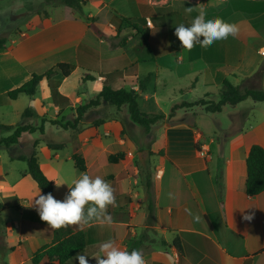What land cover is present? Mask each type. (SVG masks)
I'll return each instance as SVG.
<instances>
[{
  "label": "crops",
  "instance_id": "0c3cea01",
  "mask_svg": "<svg viewBox=\"0 0 264 264\" xmlns=\"http://www.w3.org/2000/svg\"><path fill=\"white\" fill-rule=\"evenodd\" d=\"M44 1L19 0L17 7L22 9L15 11L20 16L12 15L15 23L10 29L0 28V36L8 37L0 48V123L40 126L47 119L44 133L38 130L45 135L41 141L45 145L34 148V139L27 148L21 141L0 146V203L4 205L0 257L4 264H79L77 253L89 255L90 264H96L91 256L99 254L108 241L128 251L140 249L145 264H264V191L253 196L246 191L250 148L264 147V112L259 111L263 102L248 98L233 106L232 123L209 116L216 113L204 106L183 107L169 117L175 104L203 97L218 100L225 79L235 85L248 84L264 69V0H86L83 10L93 18L90 21L69 6L45 7ZM200 10L236 23L238 33L206 47L195 44L190 51L183 49L175 27L190 23ZM8 14L0 13V18ZM115 15L131 21L118 31ZM129 29L134 34L127 41L112 43L117 34ZM59 62L73 63L76 69L68 77L62 73L53 77L59 84L58 101L46 80L33 96H9L34 74ZM77 72L82 91L70 82ZM149 74L151 81L143 91L139 80ZM105 82L136 90L144 112L165 113L167 118L146 132L132 120L128 105L116 108L117 115L107 118L111 104L104 101L88 113L96 120L93 124L65 129L53 123L76 116L75 108L89 102ZM27 108L33 115L23 117ZM12 116L18 121H6ZM55 128L69 137L49 139V130ZM4 131L5 136L12 133ZM67 141L75 142V147L63 152ZM49 143L65 146L53 150ZM33 151L53 180V195L59 200L69 188L66 183L57 187L55 180L70 183L85 172L103 177L114 191L115 202L107 208L111 223L61 227L83 230L86 236L85 247L64 263L33 261L35 252L54 241L57 230L29 206L35 195L44 193L27 173V161L17 156ZM139 151L152 152L153 174L146 187L135 163ZM74 153L84 157L86 171L77 169ZM118 154L122 158L109 159ZM245 207L250 208L242 213L240 208ZM245 213L253 215L251 221L243 219Z\"/></svg>",
  "mask_w": 264,
  "mask_h": 264
},
{
  "label": "trees",
  "instance_id": "16d2710c",
  "mask_svg": "<svg viewBox=\"0 0 264 264\" xmlns=\"http://www.w3.org/2000/svg\"><path fill=\"white\" fill-rule=\"evenodd\" d=\"M44 2L46 5L52 6H69L73 8V10L80 12L86 20L90 21L93 19L86 16L84 13L83 7L86 3V0H45ZM113 21L116 24L118 31H121L122 24L124 22H130L131 19L115 15L113 17ZM7 41V36H0V48L3 47ZM75 69L76 65L73 63L59 62L44 73L34 74L32 78L26 83L11 90L9 92V96L12 99H16L20 94L33 96L37 93L40 82L46 80L51 86L53 98L55 101H58V97L60 96L58 91L59 84L52 80L53 77L58 73H62L64 77H68L73 71H75ZM263 75L264 69H261L253 76V78L259 81V84L255 86H249L246 84L235 85L229 79H225L219 91L218 100L207 99L206 97H203L193 102L183 101L173 106L169 117H173L176 114V111L183 107L192 108L195 106H204L207 112L217 113L221 112L226 105L235 106L248 98H251L255 101L264 102V88L262 86ZM151 77L152 75L149 74L143 79L139 80V88L141 90H146L149 82L151 81ZM138 98L139 94L136 92V90H128L124 87H115L108 82H105L104 88L98 92L94 98H92L88 103L80 105L77 108L78 116L75 118V120L73 122H69V124H64L63 127L65 129H77L79 123L84 119L86 112L91 108L102 105L105 101L116 106L118 109H120L123 105H128L132 120L145 129L146 132H149L151 131V128L154 124L165 120L167 116L165 113L144 112L140 108ZM32 115L33 111L31 108H27L23 112V117H30ZM45 121L46 119H43V124L40 126H34L30 123H18L15 125H6L0 123V129L12 131L9 136L0 137V146L10 147L11 145L19 143L25 133H34L38 130L44 133ZM53 123L60 122L53 120ZM37 143L38 141L35 142V144ZM48 146L53 150H59L65 145L63 143H49ZM17 158L27 161V173H29L35 179L44 195L47 193L53 194L54 182L43 171L37 152L33 151V153L29 156L19 155ZM120 158H122L121 154L110 155L109 157V159L113 162ZM73 160L77 169L82 172L87 170L86 161L80 153H74ZM246 191L251 196L257 195L264 191V147L259 144L252 145L247 156ZM3 206L4 205L0 203V210ZM85 245L86 236L83 230L73 231L67 227L59 228L55 232L54 241L51 244L44 245L37 252H35L33 261L37 263L42 259H48L51 261H59L64 263L75 253L82 250Z\"/></svg>",
  "mask_w": 264,
  "mask_h": 264
},
{
  "label": "clouds",
  "instance_id": "9594fccd",
  "mask_svg": "<svg viewBox=\"0 0 264 264\" xmlns=\"http://www.w3.org/2000/svg\"><path fill=\"white\" fill-rule=\"evenodd\" d=\"M192 12V8L187 9ZM239 31L236 23L225 21L221 17H209L205 10L188 23H180L175 27V35L181 42L183 49L191 50L195 44L209 46L216 41L235 36ZM56 182L60 187L67 184L69 192L63 200L57 199L52 193L46 195L40 192L33 197L29 206H34L42 220L54 229L65 225H83L94 221L111 223V216L107 214L109 205L115 202L114 191L110 183L103 177H92L88 173H81L78 178L69 182ZM240 208L243 213L245 209ZM253 215L245 213L244 220L251 221ZM89 255L77 253L75 259L79 264H90ZM96 264H145L140 249L128 251L119 247L114 241L104 242L99 248V254L93 255Z\"/></svg>",
  "mask_w": 264,
  "mask_h": 264
},
{
  "label": "rangeland",
  "instance_id": "374dc122",
  "mask_svg": "<svg viewBox=\"0 0 264 264\" xmlns=\"http://www.w3.org/2000/svg\"><path fill=\"white\" fill-rule=\"evenodd\" d=\"M56 1V0H55ZM19 0H0V13H5L6 11L9 12V16L8 15H5L3 16L2 18H0V28H8L10 25L14 24L15 22H13V17L12 15H18L16 13V9H22L20 7H17L19 5ZM30 3V2H29ZM45 3V2H44ZM46 5V3H45ZM47 6H52V5H46L45 7ZM59 6H63V5H59ZM44 6H41V11H44L45 13L47 12V10L45 9ZM57 7V6H56ZM66 8V7H65ZM20 16V15H18ZM1 17V16H0ZM10 29V27H9ZM134 34L133 31L131 29L127 30V32H121L119 34H117V37H114L113 40H112V43L115 44V45H120L122 43H124L125 41H127V39H129V37ZM79 78V72L75 73V75L70 79V82L71 83H76L77 87L79 89H81V83L78 82ZM247 80V79H246ZM259 84V81L256 80L255 78H252V80H249V83L246 84V85H249V86H255ZM83 89H81L82 91ZM96 96V95H95ZM94 96V97H95ZM93 97V98H94ZM253 101V100H251ZM88 103V102H87ZM86 104V103H85ZM260 104V109L259 111L261 112H264V102L263 103H259ZM82 105V104H81ZM84 105V104H83ZM249 104H246L245 106L247 107ZM101 106V105H100ZM79 107V106H78ZM77 107V108H78ZM99 107V106H98ZM77 108L76 111H77ZM116 106L114 105H110L109 109H106V117L107 118H111V116L113 115H117V113H115V110H116ZM92 110L89 109L86 114L84 115V119L79 123L78 125V128L77 129H80L82 127H85L87 125H90V124H93L96 122V120H92L88 113ZM236 110L234 109V107L232 105H226V107L224 106V110L221 112V113H216V114H213V115H209V116H217V117H214V118H218L219 120L223 121L224 123H227L229 121H233L232 117H233V113L235 112ZM78 116V113L76 116H73L72 118L71 117H63L61 119H57V120H54V121H58L60 123H55V124H59L63 127L64 124H69V122H73L75 120V118ZM7 120L6 121H18L17 119L18 118H14L13 116L11 118H6ZM46 119V118H45ZM0 121H3L2 119ZM47 121V119H46ZM32 122H36V120H32ZM40 122V121H39ZM161 122V121H160ZM135 124L138 126V124L135 122ZM145 130V129H144ZM132 132H134L132 130ZM150 132V131H149ZM7 134V132H5L4 130H0V137L1 136H5ZM48 138L52 139V138H60L61 136L63 137V133H59L58 132V129H53V130H49L48 134H47ZM45 135L40 133L39 131H37L36 133H33V134H30V133H27L25 136L22 137L21 139V142H22V145H23V148H27L28 145H30V143L34 140V139H37L36 141H38L37 144H33V147L35 148L38 144L42 143L43 145H45L44 142H41V141H44ZM65 139H67L69 137V134L66 133L65 134ZM67 148L63 149L64 151L63 152H67L68 150H72L74 149L75 147V142L73 141H67ZM149 145V144H147ZM147 145H144L143 148L144 149H149V146ZM32 150V149H31ZM152 152H147V153H143L141 151H139L137 153V158H136V166L139 170V175L142 176L143 178V184L145 185L144 187H146V184H147V180L149 179V177L153 174V167H152V164H151V156ZM39 156L41 157V160L42 161H45V156L44 154L40 153ZM19 164V163H18ZM149 182V181H148ZM148 186V184H147ZM0 264H4V258L0 257Z\"/></svg>",
  "mask_w": 264,
  "mask_h": 264
},
{
  "label": "built area",
  "instance_id": "2783aa9c",
  "mask_svg": "<svg viewBox=\"0 0 264 264\" xmlns=\"http://www.w3.org/2000/svg\"><path fill=\"white\" fill-rule=\"evenodd\" d=\"M148 24H151V22H150V21H148ZM261 54H262V55H264V50H261ZM201 153H203V154H204V151H201Z\"/></svg>",
  "mask_w": 264,
  "mask_h": 264
}]
</instances>
